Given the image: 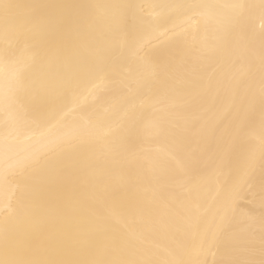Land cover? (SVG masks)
Returning a JSON list of instances; mask_svg holds the SVG:
<instances>
[{
    "label": "snow or ice",
    "instance_id": "snow-or-ice-1",
    "mask_svg": "<svg viewBox=\"0 0 264 264\" xmlns=\"http://www.w3.org/2000/svg\"><path fill=\"white\" fill-rule=\"evenodd\" d=\"M157 22L161 30L149 34L161 44L145 52L135 34ZM0 37L4 178L45 160L17 186L19 200L6 198L0 264H264V0H0ZM113 64L121 68L117 102L86 118L75 115L70 98L99 99L95 81L105 79ZM213 65L224 71L205 80L201 69ZM210 93L213 119L211 109L185 115ZM184 97L193 103H179ZM182 122L199 127L195 140L178 131ZM142 141L157 147H138ZM65 144L76 147L66 152ZM257 152L258 192L252 175ZM93 157L131 162L129 179L167 170L175 161L177 183L186 190L170 203H158L147 187L122 200L101 190L89 213L69 209L63 178L84 172ZM83 252L92 258H78ZM175 254L195 258H169Z\"/></svg>",
    "mask_w": 264,
    "mask_h": 264
},
{
    "label": "bare ground",
    "instance_id": "bare-ground-1",
    "mask_svg": "<svg viewBox=\"0 0 264 264\" xmlns=\"http://www.w3.org/2000/svg\"><path fill=\"white\" fill-rule=\"evenodd\" d=\"M17 3H37V4H64V3H75V4H140V3H181L190 2V0H14ZM203 2L208 3H230L233 0H203ZM249 2L258 3L259 0H249ZM131 16V14H129ZM257 28H259V21H257ZM160 29L159 22L154 25L148 31H137L135 34L137 46L144 47L145 52H149L161 44V40L155 39L151 32H158ZM3 39L0 37V48L3 47ZM143 54V53H142ZM257 56H258V44H257ZM179 57L177 60L179 62ZM239 67V66H237ZM184 71L181 68V72ZM224 71V68L218 65H213L212 67L205 66L201 69L200 75L203 76L205 80L208 77H212L213 81L219 76V74ZM235 72V69H233ZM121 68L119 64H113L108 72V75L103 80H97L95 83L99 85L97 89V95L99 99L93 98L92 95H78L75 98H70L69 106H75L78 111L75 115L86 118L97 109L110 108L118 100V89L121 86ZM237 78H239V73L236 72ZM259 80V63L257 59L256 63V83L258 88ZM242 95V91H238L236 95L237 102ZM215 99V93H210L208 95L206 103L203 105L191 108L186 111L185 115L189 118L198 116L205 109H211L208 112V118L213 119L215 117V108H212L213 101ZM183 104H192L191 97H184L178 101ZM257 130L259 129L260 122V112L259 104L257 102V107L254 113ZM3 117L0 115V121ZM83 122V121H81ZM178 131L183 134L193 138L197 137L199 133V127H185L184 123H181V127ZM3 128L0 127V138H2ZM87 141H78L77 143H86ZM159 146L161 148L166 147V142L160 141ZM76 147L75 144H65L64 149L66 152H71ZM138 147H144L155 149L157 144H149L146 141H142ZM195 147V143L193 144ZM51 155V154H50ZM162 154L153 152V156H161ZM193 162L197 163L196 158L193 157ZM131 162H118L113 165L111 161H106L103 158L93 157L89 163V166L84 172L74 171L67 174L63 178V191L61 193L63 198V203L69 209L76 207L78 211L82 213H89L96 201L97 194L101 190H106L107 193L113 196L117 200L126 199L134 194H137V190L142 187H147L149 194L155 193L157 202H172L175 197H177L180 192L186 190L185 187H181L177 183L176 177H178L180 169L178 168L175 161H172L168 165L167 170H162L159 167L156 168L155 173H145L141 177H132L129 179L128 169ZM45 164V160H40L34 168H29L26 173L21 175L18 171H9L7 180L4 178L2 165H0V223L3 222L4 213L3 208L6 203V198H11L13 201L19 200L23 193L17 190L18 185H22L26 179L28 173L35 171V169L42 167ZM198 166H203V161L198 162ZM254 180V190L259 191L261 182V167L259 161V153L257 152L255 167L252 172ZM255 206L259 207L258 198L255 202ZM259 215V212L256 213ZM132 226L130 225V228ZM184 228L188 225L185 223ZM243 239V237H241ZM258 232H257V243H258ZM80 259L92 258L87 252H83L78 257ZM171 259H188L195 258L189 255H179L175 254ZM214 257L209 255L208 259L212 260ZM219 258V257H216Z\"/></svg>",
    "mask_w": 264,
    "mask_h": 264
}]
</instances>
